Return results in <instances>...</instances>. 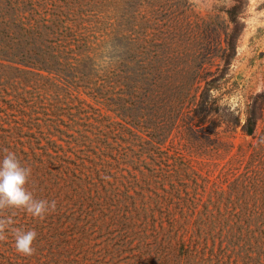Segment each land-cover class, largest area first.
I'll return each mask as SVG.
<instances>
[{"label": "trees", "instance_id": "16d2710c", "mask_svg": "<svg viewBox=\"0 0 264 264\" xmlns=\"http://www.w3.org/2000/svg\"><path fill=\"white\" fill-rule=\"evenodd\" d=\"M100 1L0 0V158L5 148L15 152L32 169L26 186L34 197L56 201L42 220L5 210L15 227L34 229L37 237L35 253L24 256L7 233L0 264H228L219 232L243 212L224 210L222 195L203 200L199 190L208 175L191 161L228 158L226 173L238 174L231 188H258L263 170L252 166L255 155L263 160L260 149L244 166L247 150L234 151V140L220 138V123L209 118L220 108V85L203 64L149 63L173 45L167 36H153L147 48L146 36L121 35L118 58L98 70L96 60L108 49L94 46L81 24ZM141 5L120 2L127 15ZM241 7L229 9L235 30L227 37L234 48ZM79 88L105 106L81 98ZM224 107L233 117L229 126H237L240 114ZM250 108L243 130L255 136L264 101ZM253 214L264 264V208ZM157 215L170 226L158 245L148 233ZM113 225L122 227L118 241L102 239L104 227ZM172 240L179 244L176 256L165 253Z\"/></svg>", "mask_w": 264, "mask_h": 264}, {"label": "rangeland", "instance_id": "374dc122", "mask_svg": "<svg viewBox=\"0 0 264 264\" xmlns=\"http://www.w3.org/2000/svg\"><path fill=\"white\" fill-rule=\"evenodd\" d=\"M120 2L121 0H114L108 3L102 0L97 9L84 17L81 30L90 34L92 44L107 50L109 43L116 48L118 37L121 35L142 34L146 36L144 45L150 48L153 36H167L173 45L169 48L168 42L165 43V54L157 61L151 57L149 63L180 64L179 66L203 64L206 67V76L213 80L214 84L220 85L219 91L216 92L220 108L209 114V118L216 117V121L220 123L216 132L223 140H234V151L237 147L247 150L244 166L250 162L253 152L260 149L263 160L255 155L256 160L252 168L262 169L264 173V162H261L264 161V143H261L264 139V113L256 125L255 136L243 130L246 112L251 109V105L254 103L259 107L264 101V0H229L230 6L213 5L212 10L190 3V0H138L142 5L139 10L129 15L124 14V7L120 6ZM236 3L242 4V7L236 15L240 35L234 48L229 46L227 36L235 30L229 9ZM75 92L96 106H105L97 103L83 88ZM226 105L241 116L240 123L235 127L229 126V118L233 117L224 107ZM227 159L221 160L220 163H217L218 159L191 161V165L199 170L202 176L208 175V182L202 183L205 186L200 188L199 196L203 200H214L222 195L220 198L224 210L243 212L240 220L231 219L221 226L222 229L219 228L220 236L224 237L223 244L228 246L225 255L228 264H259L257 246L260 227L256 216H249V213L264 208V174L260 175L262 181L258 182V188L252 184L248 187L244 184L234 191L230 184L238 174L226 173L229 167V164H225ZM199 182L203 180L200 178ZM158 217L160 215L151 219L148 230L151 242L154 241V234L158 238L157 245L158 242L164 243V234L170 228L168 221L162 225ZM108 228L110 227L105 226L102 230V239L109 236H116L118 239L121 237L122 227L113 225L110 230ZM114 240L118 241L115 238ZM220 245L221 239L218 238L217 246ZM166 250L168 255L176 256L180 250L178 242L170 241Z\"/></svg>", "mask_w": 264, "mask_h": 264}, {"label": "clouds", "instance_id": "9594fccd", "mask_svg": "<svg viewBox=\"0 0 264 264\" xmlns=\"http://www.w3.org/2000/svg\"><path fill=\"white\" fill-rule=\"evenodd\" d=\"M190 3L208 10H212L213 5L230 6L229 0H190ZM107 48L108 51L96 60L98 70L108 67L118 58L117 49L113 44L109 43ZM261 143H264V139ZM3 152L4 155L0 158V241L7 240V233H11L15 238L16 251L21 255L31 256L35 253L33 242L37 232L34 229L25 231L15 227L13 216H5L3 213L8 209H19L42 220L47 214L55 211L56 201L35 198L26 186L32 169L22 164L15 152L7 148Z\"/></svg>", "mask_w": 264, "mask_h": 264}]
</instances>
